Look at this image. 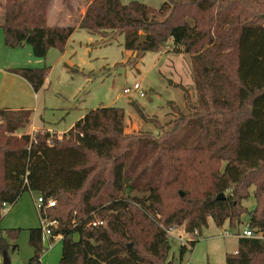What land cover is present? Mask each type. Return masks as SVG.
I'll return each instance as SVG.
<instances>
[{"label":"trees","instance_id":"trees-1","mask_svg":"<svg viewBox=\"0 0 264 264\" xmlns=\"http://www.w3.org/2000/svg\"><path fill=\"white\" fill-rule=\"evenodd\" d=\"M50 5L0 1L4 45H29L38 58L52 48L63 51L75 26L49 25ZM78 27L100 37L119 34L124 49L137 55L157 52L170 40L172 51L190 57L196 102L188 114L175 109L171 130L153 140L124 133L121 107L88 110L61 138L48 131L17 136L31 111L0 108V219L3 203L14 204L25 191L54 199L46 216L57 221L50 240L61 236L59 264H173L165 229L184 224L192 233L209 217L236 228L248 214L247 225L264 235V0H161L157 8L88 0ZM47 71L11 68L35 92ZM171 174L186 191L166 212L163 184ZM134 190L139 194L127 193ZM251 193L255 206L248 210L243 202ZM96 218L103 224L92 226ZM41 230H29L27 264H40ZM195 243L179 245L178 264ZM8 247L0 237V250ZM225 264H264V240L239 237Z\"/></svg>","mask_w":264,"mask_h":264},{"label":"rangeland","instance_id":"rangeland-1","mask_svg":"<svg viewBox=\"0 0 264 264\" xmlns=\"http://www.w3.org/2000/svg\"><path fill=\"white\" fill-rule=\"evenodd\" d=\"M121 1L127 3L131 0ZM136 1L154 8L159 7L161 3V0ZM87 3L88 0H68V5L64 6L62 0H51L47 23L75 26L63 51L52 48L44 58H38L32 54L28 45L16 48V52L22 55V63L27 64L25 67H48L45 82L37 91L36 110H33L32 106L28 109L31 111L30 125H45L58 133H64L88 110L100 106H116L123 108L125 112V134L140 138L148 136L152 140L159 138L173 127L176 110L188 114L196 102L189 55L172 51L170 40L157 52L148 51L137 55V52L124 49L122 36L119 34L106 31L100 38L99 34L89 33L77 27L76 24L84 15ZM2 50L7 49L0 29V56L4 52ZM134 82L141 85L145 96L140 97L136 92L123 93V88L131 86ZM19 92L20 86L16 81H12V76L0 73V108L10 107L23 100L22 94L17 95ZM33 96L31 93L32 104L33 99L35 100ZM132 102L142 108L145 118L138 116ZM18 131L16 135H22ZM58 137L61 138L62 134ZM174 180L171 174L163 184V209L166 212L178 204L183 191H186V186ZM127 193L139 194L136 190ZM37 196L35 192L25 191L14 204L8 205L1 213L0 237L9 244L6 253L10 264H27L33 256V248L28 241L29 230L42 225L35 204ZM118 196L126 197L125 192ZM243 204L248 210L253 209L255 199L252 193ZM161 218V214L156 215L160 223ZM241 220L240 225L231 228L228 222L218 226L209 217L207 225L197 229L198 235H188L196 239V243L183 255L182 263L225 264V255L234 252L238 246V240L233 234L246 224L248 214H244ZM13 229L16 230L15 238L10 237L8 233ZM180 231L181 228H178L174 235L178 236ZM226 231L229 235H225ZM170 240L171 248L167 260L178 264V248L181 243L169 237ZM121 241L124 244L130 243L125 239ZM185 244L189 246V242ZM12 245H16L15 250L11 248ZM61 252V240H48L46 237L42 245L40 264H59Z\"/></svg>","mask_w":264,"mask_h":264},{"label":"built area","instance_id":"built-area-1","mask_svg":"<svg viewBox=\"0 0 264 264\" xmlns=\"http://www.w3.org/2000/svg\"><path fill=\"white\" fill-rule=\"evenodd\" d=\"M122 91L124 94L136 92L138 94V96H140V97L145 96V93L141 89V85L138 82H134L131 86L123 88ZM55 203H56V201L54 199H51V198H49L45 201L43 199L42 195H38L36 200H35V204L39 210V216H40L41 223H42V225H41V227H42V230H41V232H42V243L45 242L46 237L49 240L50 237H48V236H50V234H51L50 228L57 225L56 220L49 219L46 216V210L49 207L54 206ZM7 206L8 205L3 203L2 211H5ZM90 224L92 226H98V225L103 224V221L96 218V219L92 220L90 222ZM178 228H181V231H180L181 233H179L178 236H175L174 231L177 230ZM165 231H166V234L168 235V237H171V238L178 240L181 244H185V243L189 242L190 240H192V238L188 236L190 233H188L185 230L184 224L171 226L169 228H166ZM192 235H198V230L194 229V231L192 232ZM225 235H229V233L226 231ZM233 235L235 237H238V238L239 237H259V238L264 240V235L261 233L255 234V232L247 225V223L244 225V228L242 230L236 231ZM185 237H187V238L185 239ZM49 245H50V243H49ZM0 264H1V259H0Z\"/></svg>","mask_w":264,"mask_h":264},{"label":"crops","instance_id":"crops-1","mask_svg":"<svg viewBox=\"0 0 264 264\" xmlns=\"http://www.w3.org/2000/svg\"><path fill=\"white\" fill-rule=\"evenodd\" d=\"M76 26L78 27V22H77ZM6 49L7 50H2L4 52L0 56V73L2 75H4V76L5 75L12 76V81H16L19 84V86H20V92L17 95L22 94L24 96L23 100L19 101L18 103H15V105H12V106L6 107V108L15 109V110L16 109H30L31 106H32V109L36 110V103L35 102H36V99H37V92L33 91L31 85L25 79H23L22 77H20L19 75L15 74V73L11 72V68L25 67V65H27V64L26 63H22L23 62L22 61V57H21L22 55H19L16 52L17 51L16 49L8 48V47H6ZM29 49L31 51V47L30 46H29ZM17 55H19V56L17 57ZM31 93L34 94L33 97L35 98V100L33 99V104L30 101ZM81 117H83V115ZM37 131H48L50 133H56L58 136H61V134H63V132L62 133H58L53 128L45 126V125H35V126L34 125H30V119H29L28 124L24 128L20 129L18 131V133L19 134H23V133L24 134H33L34 132H37ZM243 228H244V226L239 227L237 229V231H240ZM54 238L61 239V236H56ZM236 238L238 240V237H236ZM236 249L234 250V252L236 251Z\"/></svg>","mask_w":264,"mask_h":264},{"label":"water","instance_id":"water-1","mask_svg":"<svg viewBox=\"0 0 264 264\" xmlns=\"http://www.w3.org/2000/svg\"><path fill=\"white\" fill-rule=\"evenodd\" d=\"M142 38H143V35H142ZM180 194H181V192H180ZM223 195H224V194H220L219 196H220V197H223ZM1 264H10L9 258L7 257L5 251H2Z\"/></svg>","mask_w":264,"mask_h":264}]
</instances>
